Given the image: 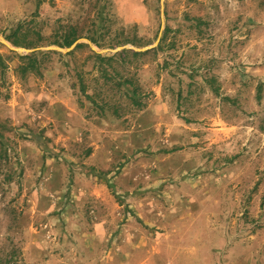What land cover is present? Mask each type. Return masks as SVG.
<instances>
[{
	"label": "rangeland",
	"instance_id": "1",
	"mask_svg": "<svg viewBox=\"0 0 264 264\" xmlns=\"http://www.w3.org/2000/svg\"><path fill=\"white\" fill-rule=\"evenodd\" d=\"M124 46L150 52L94 56ZM234 241L264 264V0H0V264H226Z\"/></svg>",
	"mask_w": 264,
	"mask_h": 264
},
{
	"label": "trees",
	"instance_id": "2",
	"mask_svg": "<svg viewBox=\"0 0 264 264\" xmlns=\"http://www.w3.org/2000/svg\"><path fill=\"white\" fill-rule=\"evenodd\" d=\"M78 40H79V37H76V36L71 37V35H68V36H64L62 42H55V43L59 44L61 47H71ZM90 40L93 43L100 45V43L98 42L96 38H90ZM11 42L15 46L30 47V45H24L21 41L17 39H13L11 40ZM82 45L83 44H79L78 47ZM158 50L159 48L153 49V52L156 53ZM148 52H150V50L139 53V52L132 51L130 49L125 48L123 49V51L118 53L117 56H106V55H102L99 53H94V56L100 59L102 62L111 64V62L114 60H121V62H124L126 60L127 55H130V54L132 56H139V55H144ZM38 54H41L42 56H44V55L50 54V52H32V53L21 56L22 62L18 66V70L22 75H26L28 72H32V71H36L37 73L41 71L43 61H41L38 58ZM107 73L108 71H105V78H107L108 81H112L111 83L114 85V87H116L117 90L122 92L123 96H126V98L129 99L130 101L128 102L129 105H132L133 107H138V108H141L145 105L142 100V94L139 93V88L137 86H134V82L131 79L124 78V76L120 74H115V75L113 74L112 76H108ZM80 90L85 95H87V97L91 100V103L93 104L95 108L99 109L100 111H104V112L106 111V109H111L115 115L117 116L121 115L120 109H122V106H121L122 104L119 103L121 97H118V96L116 98L113 97V98H110L109 100H103L100 103L94 98L93 95L87 94L86 86H84L82 82L80 84ZM111 101H114V102L112 103Z\"/></svg>",
	"mask_w": 264,
	"mask_h": 264
},
{
	"label": "crops",
	"instance_id": "3",
	"mask_svg": "<svg viewBox=\"0 0 264 264\" xmlns=\"http://www.w3.org/2000/svg\"><path fill=\"white\" fill-rule=\"evenodd\" d=\"M259 255L257 248H245L244 241H234L226 254V264H255V258Z\"/></svg>",
	"mask_w": 264,
	"mask_h": 264
},
{
	"label": "water",
	"instance_id": "4",
	"mask_svg": "<svg viewBox=\"0 0 264 264\" xmlns=\"http://www.w3.org/2000/svg\"><path fill=\"white\" fill-rule=\"evenodd\" d=\"M77 44H78V41H76L70 48H69V50H72L73 48H75L76 46H77ZM125 48H127V47H122L121 49H125ZM152 48V47H151ZM59 49H61V48H59ZM19 50H22V49H19ZM145 50H147V49H144V51ZM25 51H32V50H26L25 49ZM108 51V50H107Z\"/></svg>",
	"mask_w": 264,
	"mask_h": 264
}]
</instances>
